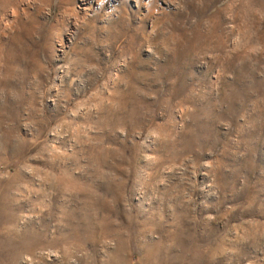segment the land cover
Masks as SVG:
<instances>
[{"label":"rangeland","instance_id":"1","mask_svg":"<svg viewBox=\"0 0 264 264\" xmlns=\"http://www.w3.org/2000/svg\"><path fill=\"white\" fill-rule=\"evenodd\" d=\"M0 264H264V0H0Z\"/></svg>","mask_w":264,"mask_h":264}]
</instances>
